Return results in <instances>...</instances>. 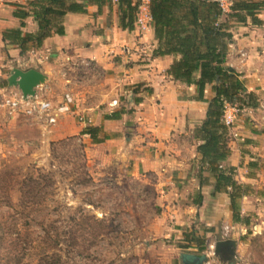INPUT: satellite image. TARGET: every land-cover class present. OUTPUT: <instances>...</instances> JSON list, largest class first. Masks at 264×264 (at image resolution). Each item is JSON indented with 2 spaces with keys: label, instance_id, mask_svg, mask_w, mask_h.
I'll list each match as a JSON object with an SVG mask.
<instances>
[{
  "label": "crops",
  "instance_id": "obj_1",
  "mask_svg": "<svg viewBox=\"0 0 264 264\" xmlns=\"http://www.w3.org/2000/svg\"><path fill=\"white\" fill-rule=\"evenodd\" d=\"M7 2L0 4V86L7 85L14 67L40 70L46 75L42 84L45 92L61 89L55 102L71 99L89 124L102 127L108 138L99 145H111L115 152L114 146L120 142L126 150L135 142L141 144L138 148L142 154L136 165L138 170L158 173L163 215L177 218L179 225L202 224L207 236L217 232L220 223L231 221V225L225 224L231 233L236 227L230 198L225 192L212 193L215 178L207 170L200 171L204 166L197 150L200 142L193 136L195 127L205 118L207 103L194 99V86L176 81L167 73L174 56L154 55L158 43L153 22L144 32L136 27L129 31L119 26L117 5H106L99 13L98 6L89 5L87 13L69 12L63 17L64 35L54 33L41 47L20 54L16 45L6 46L3 32L21 27L22 21L14 11L20 7L28 9V0L19 1L20 4ZM259 16L261 24L248 21L233 28L227 63L242 74L248 91L263 96L264 32L260 35L258 30H264V10ZM25 23L21 27L24 33L38 30L34 16L27 17ZM242 50L248 53L244 62L239 53ZM207 96H212L210 90ZM115 99L117 107L110 104ZM120 109L126 110L120 119L105 118V114ZM249 114L253 117L254 111ZM68 117L67 121H71ZM71 122L62 124L60 133L78 134L85 127L83 122L75 126ZM128 126L136 127L138 133L130 135ZM243 129L250 139L239 140L233 135L226 165L234 166L235 173L236 167L240 168L235 174L237 181L249 187L248 193L255 191L256 202H264V144L257 141L255 133L249 134L250 128ZM234 132L237 133L232 129ZM90 140L89 135H83L85 143ZM246 157L248 162L238 166L239 159ZM199 192L202 202L195 204L193 200ZM248 198L249 194L240 200L242 215L257 209Z\"/></svg>",
  "mask_w": 264,
  "mask_h": 264
},
{
  "label": "rangeland",
  "instance_id": "obj_2",
  "mask_svg": "<svg viewBox=\"0 0 264 264\" xmlns=\"http://www.w3.org/2000/svg\"><path fill=\"white\" fill-rule=\"evenodd\" d=\"M42 86L37 88L43 91ZM60 90L45 92V97L55 100ZM256 96L257 105L238 104L246 110L238 112L233 129L243 133L238 139L249 140L243 128H250L249 134L264 144V95ZM78 109L56 125L39 116L0 114V264H183L182 253H206L231 221L207 236L202 224L179 225L177 218L163 215L158 173L136 165L140 143L126 150L120 142L114 152L91 138L85 143L81 131L60 133L62 124L71 121L89 124ZM130 129V135L138 133ZM75 135L83 147L70 138ZM248 160L239 159L238 166ZM254 192L248 199L261 210L245 213L249 223L234 222L230 233L237 240L236 264H264V202H256ZM210 261L227 264L216 255Z\"/></svg>",
  "mask_w": 264,
  "mask_h": 264
},
{
  "label": "trees",
  "instance_id": "obj_3",
  "mask_svg": "<svg viewBox=\"0 0 264 264\" xmlns=\"http://www.w3.org/2000/svg\"><path fill=\"white\" fill-rule=\"evenodd\" d=\"M28 9L20 7L14 15L21 19L34 16L38 30L23 32L21 27L3 32L6 46L16 45L20 54L30 48H39L44 40L54 33L65 34L63 17L69 13H87L89 5L98 6V13L104 6L111 7L112 0H28ZM119 26L132 31L135 29L138 5L133 0H117ZM264 0H234L229 12H223L214 0H150L154 37L158 43L154 55L174 56L167 73L176 81L194 86V99L207 103L205 118L198 124L193 136L200 143L197 146L201 161L215 178L213 194L225 192L230 198V207L235 222L249 223V217L241 213L240 200L248 194L249 187L235 178V167L227 166L231 155L230 140L232 127L223 120L226 103L257 105L255 93L247 90L242 74L227 63L230 44L233 42L234 25L248 21L261 24L260 13ZM234 26V27H233ZM8 84V83H7ZM212 93L207 96V91ZM126 110L120 109L105 114L107 119H120ZM87 134L93 143L108 138L100 126L88 124L80 133ZM82 140L77 135L70 137ZM58 143H63L60 140ZM203 182L201 181V184ZM202 194H196L193 202L200 204ZM199 241V238H197ZM200 250L203 251L202 247Z\"/></svg>",
  "mask_w": 264,
  "mask_h": 264
},
{
  "label": "built area",
  "instance_id": "obj_4",
  "mask_svg": "<svg viewBox=\"0 0 264 264\" xmlns=\"http://www.w3.org/2000/svg\"><path fill=\"white\" fill-rule=\"evenodd\" d=\"M15 2L16 0H9ZM114 3L117 0H112ZM138 5L137 17L135 21V27L144 32L150 27L152 23V16L150 13V0H133ZM222 8L223 12H229L234 0H214ZM5 0H0V4H4ZM241 61L244 62L248 58V53L245 50L239 52ZM87 64H89L87 62ZM111 106H117L118 100H112ZM264 110V101L261 104ZM76 105H73L71 100H63L55 102L54 100L45 97V90L38 89L33 97L25 99L22 92L17 87H11L8 84L6 86H0V114L7 115L9 117L19 116L25 114L28 117L39 116L48 125H56L59 120L67 114L76 113ZM241 109L238 104L226 103L224 109L223 120L228 127H232L237 118L238 112ZM233 135L239 137L234 132ZM231 228L228 225L223 226L221 236L209 244V248L206 254L215 255V244L217 240L230 238ZM211 261H208V264Z\"/></svg>",
  "mask_w": 264,
  "mask_h": 264
},
{
  "label": "water",
  "instance_id": "obj_5",
  "mask_svg": "<svg viewBox=\"0 0 264 264\" xmlns=\"http://www.w3.org/2000/svg\"><path fill=\"white\" fill-rule=\"evenodd\" d=\"M45 80L46 75L40 70L34 68L23 70L18 67H14L7 78L8 85L19 88L25 99L35 96L37 87L43 84ZM236 247L237 240L234 238L217 240L215 255L227 264H236ZM180 257L183 264H208L210 260V256L206 253L188 252L182 253Z\"/></svg>",
  "mask_w": 264,
  "mask_h": 264
}]
</instances>
